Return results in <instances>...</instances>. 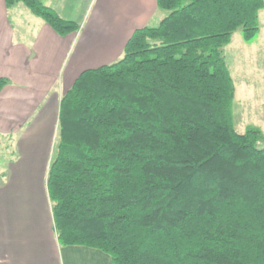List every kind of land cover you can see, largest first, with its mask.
Instances as JSON below:
<instances>
[{
    "label": "trees",
    "instance_id": "16d2710c",
    "mask_svg": "<svg viewBox=\"0 0 264 264\" xmlns=\"http://www.w3.org/2000/svg\"><path fill=\"white\" fill-rule=\"evenodd\" d=\"M23 3L56 33L78 24ZM116 61L82 70L59 101L46 187L61 245L110 264H264L260 129L232 125L222 46L258 31L264 0H156ZM8 79L0 77V90Z\"/></svg>",
    "mask_w": 264,
    "mask_h": 264
},
{
    "label": "crops",
    "instance_id": "0c3cea01",
    "mask_svg": "<svg viewBox=\"0 0 264 264\" xmlns=\"http://www.w3.org/2000/svg\"><path fill=\"white\" fill-rule=\"evenodd\" d=\"M78 28L56 33L23 3L0 0V135L16 157L0 170V264H110L105 251L59 244L46 175L59 101L86 68L116 61L132 31L149 25L156 0H41ZM165 14H162L160 19Z\"/></svg>",
    "mask_w": 264,
    "mask_h": 264
},
{
    "label": "rangeland",
    "instance_id": "374dc122",
    "mask_svg": "<svg viewBox=\"0 0 264 264\" xmlns=\"http://www.w3.org/2000/svg\"><path fill=\"white\" fill-rule=\"evenodd\" d=\"M166 12L158 8L149 25H156ZM222 53L235 87L231 103L232 125L240 133L250 126L260 129L262 136L258 146L264 147V5L258 11L256 34L245 40L241 28H237L232 32L230 41L222 46ZM16 153L13 136L0 135V170L6 169L7 159L16 157Z\"/></svg>",
    "mask_w": 264,
    "mask_h": 264
}]
</instances>
